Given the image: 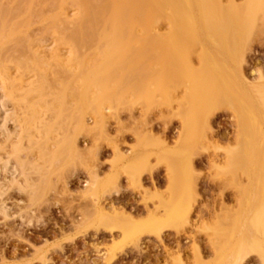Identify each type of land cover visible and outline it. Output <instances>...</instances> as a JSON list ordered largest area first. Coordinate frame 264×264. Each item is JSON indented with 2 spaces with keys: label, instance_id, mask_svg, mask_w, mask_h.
Segmentation results:
<instances>
[{
  "label": "rangeland",
  "instance_id": "1",
  "mask_svg": "<svg viewBox=\"0 0 264 264\" xmlns=\"http://www.w3.org/2000/svg\"><path fill=\"white\" fill-rule=\"evenodd\" d=\"M20 1L22 2V0ZM20 1L0 0V14H2V16H0V21L6 18L5 14L7 11H5L3 7L6 10L10 9V11L8 12L12 15H9V13H7L9 16H13L16 19H21L22 21L25 20V18L22 19L20 17H17L18 14L15 16L16 11L14 10V6L20 7ZM35 1V5H38V3H40V0H38L39 2L37 0ZM49 1L51 2V0ZM49 1L47 3H49ZM61 1L62 0H58L57 4L60 5ZM65 1H69L70 3L71 0ZM78 1L74 3H80ZM109 1L106 2L104 0V2L108 4L111 3ZM127 1L128 0H126V3ZM130 1L132 0H129L128 4ZM234 1L235 5H237L238 7H243L244 11L247 12L246 15L248 17H246L245 20H252V23L250 24L248 30H246L247 32L245 31L246 36L244 32L243 36L240 32L241 30L238 29L240 30L239 33L241 34V36L245 38L244 42L246 41L245 44L243 43L244 48L246 46V48L244 49V58L240 64V67H238V65L232 58H230L228 61L230 62L228 64L230 66L227 65V62L225 64L221 63L220 59H217L219 61L214 60L213 64L216 61L219 62V66L217 65V63L215 64L217 68L216 72H219L220 75L217 76L219 77L213 76L215 75V72H211L215 69H213V64L211 65L210 63V65H203L204 68H206L205 70L201 65L203 68L201 69L203 71V74L205 75L203 80H201L200 82L202 86L201 90L205 89V85L207 84V82L211 83L212 81V86H215L213 89L216 91V93H220L221 91V95L225 96L222 97L223 99L221 101L220 99L216 101L214 103V106L209 111H202L203 114L201 112L197 125H187L184 116L177 113L179 109L176 101L181 100L180 98H182V95L184 94L182 86L181 88L175 90L176 92L173 89L176 87L172 86L173 90L171 97L169 95L170 98H172V95H175L173 96V99L175 101H171L172 103H169L170 99H168L166 96L167 92L162 89L164 84L162 82L164 81V79L166 81V84L167 82H170V79L178 78L175 74L173 75L172 73H169V75L160 74L161 70L159 67L160 63L162 62L158 61L164 59V56H168L167 51L168 48H170L168 44H165V49L163 48V52L157 55L160 56L158 60L156 59L157 56L154 58L151 55L153 59H149V62L146 61L147 66L144 65L143 67L146 70L145 72L147 74L143 72V68H141L142 71L139 69V71L143 72V75H145L142 77L145 78L148 75V79L145 78V80L141 81V84H143L144 82L145 84H143L144 90L142 92L143 95L141 97V100L139 99L140 102L139 100L137 101V98H132V96L127 97V99L125 100L124 96L121 104H119L120 106H115L113 110H109L107 108L108 106L104 105L103 107H105V110L101 121L97 120L96 116L94 115L91 117V119L89 115H85V120L87 122L86 124L89 126L91 125L90 128L92 129V134L80 133L76 136V145L78 146V152H80L81 158H79L78 156V158H75L74 160L70 159L72 160L70 161L67 158L68 143L67 145H65V143L68 142V139H70L74 134V130L70 125V121L69 119H67V116L61 115V117L59 118L55 116L60 107L58 106L56 101L53 100L54 97L51 96L50 92H54V90L55 92H58L59 88L55 87V85H58L57 82L55 84L54 80L53 82L51 81L55 85L51 84L50 82L49 85H51V89L47 88L49 93L46 92L47 89H45L47 98L46 104L43 103L44 106H42V110L44 111L43 115H41L40 117L41 126L38 128L39 133L33 132L32 143L30 145H25L28 148L29 152L27 154V162L31 165L27 170L30 182L33 186L30 190V193L32 191H36L37 193L33 199L31 197V194L21 193L16 191L15 189H9L5 187L2 191L3 193L0 196V203L3 201V206L7 211L5 215L6 217L0 213V264H212V261L214 262L216 260V257L218 258V256H215L216 251L214 249V245H222L224 247L229 240L235 241L238 238L243 223H245L247 228L250 229L251 232L259 240H261L262 247L264 246V224L260 225L259 227L252 224V220L255 219L253 215H256L257 218V215L259 213L264 214V204H262V202L264 203V196L262 195V193L264 192V161L259 163L258 165L256 164V167V165L254 164L246 163V160L243 157L244 153L247 151L246 149H248L246 147L249 146V142L255 136V128L248 119L247 114L245 113V107L250 106L249 99L239 98L236 90L241 86L239 87L235 76L238 70L237 68H239L240 71L237 74L242 73V75L244 74V76L250 80H246V84L248 85L245 86L246 88H248L246 90L247 97H250L249 88L254 84H256L257 88L264 92V19L254 22L253 20L256 21V17L252 18L248 15L251 12L254 13L256 9H258V4H253L250 0ZM6 2L8 3V5L6 4ZM55 2L56 1L54 0L53 4ZM88 2L92 5L91 0H88ZM97 2L99 1H96L95 3ZM16 3H18L19 5ZM22 3L24 4V2ZM26 3L24 4L25 7H29H22V10L24 11L25 9H27L24 14L25 17H27L28 13H31L30 10L32 11V8L30 9V7H33V10L35 11L33 12L37 15V17H39L37 20L35 14L32 13L30 17L35 16L36 19L30 18L32 21L29 19L32 22H29V24L31 25H29L28 27L26 26L25 28H21L22 25L19 24L21 25V29L18 30L21 31L23 29V32L21 31L23 34H18L17 30L16 34L20 35V37L18 38L21 39L15 40L17 39L15 38L16 35L14 34V36L13 33L11 35V37L14 36L13 39L14 41H17V45H15L14 41L12 42L13 39L11 37L10 38L12 40H10V42L12 43H8L7 41L9 39L7 40V37H9V35L6 34H10L9 32L17 29L19 25L17 28H15L17 25L15 26L12 22L15 27L10 24L12 25L11 27H14V29L9 30V25L7 26V24L9 21H13L15 18L11 19V17V20L7 18V20H9L5 22L7 23L5 24V26H7V31H9L8 33H5V39L7 41L3 40L5 42H0V44L2 42L4 44L7 43L5 44L6 46L2 44L3 47H0V61L1 63H4L5 61L8 62V65H6V62L4 64V66H7L6 68L11 69L15 65L14 61L12 62V64L14 63V65L11 64V67L9 64V62L11 61L9 60H14V57L17 56L22 57V54H17L16 52L25 53V48L27 47L26 45L32 40V38L33 40H40V38H43L44 40L46 36L47 41L43 42L46 43H41V45L46 46L49 49L52 48V50H55V46H57L56 43H53V45L51 40L48 39L51 34L49 35V32L46 31L52 30V25L55 22L54 20L58 19V10L57 12H54L57 8L54 11L52 10V12L54 13H50L49 15L47 13L49 12V10L47 12L44 10L46 8V4L43 6V4L40 3L41 8L39 6H36L35 8V5L33 3V6H30L29 3L31 2L27 3V6ZM69 3L65 5L68 6ZM72 3H70V5ZM106 3H101V5L104 6ZM222 4L224 6H228L230 4V0H222ZM91 5L90 9L88 10L89 13L94 14L95 8L102 9V7L100 8V2L98 4L100 5L99 7L94 8L93 5L94 11L91 9ZM67 6L65 8H67ZM73 6H75V4ZM73 6H69L68 10L66 9V11L69 12L73 10V12H71L70 14H74V11L77 8L74 10ZM37 7H39L42 12ZM52 7L50 8L52 9ZM133 7H135L134 4ZM133 7L130 8H132L133 10ZM137 7L135 8L137 9ZM15 9L17 11H22L20 10L21 8L18 9V7H15ZM81 10L83 9L81 8L79 11L81 12ZM90 10H92L93 12H91ZM97 10L98 9H96V12ZM111 10L112 7L110 11ZM132 10L131 12H128V16L130 15L129 17H132L134 13H136L135 15L138 14V11L135 12L134 9V13H132ZM19 11L18 13L22 14L23 11ZM43 11L46 12V14H43ZM76 12L77 11H75L76 15L80 13ZM51 14L53 16L49 18L48 16H51ZM105 14L106 12H104L102 15L104 16ZM80 15L78 16L82 17V13H80ZM72 16L73 15H71V17ZM73 17L71 18V20L74 19L73 21H76V19H80V17ZM48 18L50 19V21L53 19L52 22L49 23L51 29H48ZM91 19L93 27L97 26L94 28H98V22L104 24L103 27L107 25L105 22L103 23V21L106 20L101 19V21H99L98 19V22L96 21L97 24L95 25L92 16L90 20ZM142 19H144V17L140 19V22L141 24L142 22L144 24L145 21H143ZM21 20L16 21H19V23H21ZM39 20L41 21L39 22ZM87 20H84V17L81 18L82 22L86 23ZM109 20L112 21V19ZM25 22L27 23L26 20ZM25 22H23L22 24L26 25ZM16 23L18 24V22ZM253 23H255V25ZM201 24L202 26L204 25L203 23ZM108 26L109 25H107V28ZM111 26H109L110 29L108 28V31L106 32L102 30L103 27L101 28L99 25V31L102 30V35L105 34V36H103L101 39V41H104V47L102 46L99 48L102 53L98 49L99 45L97 43L99 39L95 37L93 41V36H96V33L99 31L96 29L97 31L95 33L92 28V32H89L87 34L89 35L91 33H95L94 35H90V40H92L93 44H91V41H88V37L90 36H86L88 38L86 43L89 42L92 45H90L88 49H91L90 47H92V49L89 51L87 48H84V50L86 49V51L91 53V56L88 53L87 54L89 55L91 60L95 61L96 68L105 65L108 59L117 57L118 52L114 48V46L116 43H119L120 40L115 39L114 41V38L116 37H114V33H110ZM206 26L208 27L209 25L206 24ZM256 27L258 28V30ZM3 28L2 34L5 31V29L3 30ZM42 28H44L43 32L41 31ZM160 28V32L162 33L166 32L169 29L166 23L161 24ZM205 28L206 27H204V29ZM54 29H56L57 35L61 34L60 32L63 31H60L61 28H58L59 30L57 28ZM71 29L67 30L71 31ZM104 29L107 30L106 27ZM135 30L138 31V29ZM69 31L67 32L68 34ZM210 31L212 34L210 33L208 35L207 33V35L209 41L213 43L216 37L213 36L215 34L212 29H210ZM39 33H42V35H39ZM63 33L64 35L67 34L66 32ZM46 34H48L49 37ZM138 34H134L135 37L133 39L136 40L137 38H139L140 35L136 38V35ZM210 35H212L215 39ZM142 37L144 39L141 40H144V43L145 39L149 38L148 36L146 38L145 35ZM87 38L84 37L85 40ZM150 39L151 38H149L148 40V43L151 42L150 45L147 44V46L149 45L147 48L148 51L149 47H151V44L153 43V39ZM21 40H25V42H22L21 45L23 48L18 47V42ZM141 40L140 42H138L137 39L136 42L134 41L135 43L132 42V45H130L131 40L129 42L127 40L123 41L128 42L124 47L123 42H120L123 48V53L122 51L119 52L121 55L118 56L122 58V61L125 57L129 56L134 49L135 53L133 55H130L135 56L134 61L137 60L136 55L140 54V51H143L144 54L150 53H145L146 51L144 50L146 47L143 46H145L146 44L143 45V42H141ZM40 41L39 44L36 43V41H31L29 43V46H35L34 48L35 50H37L36 46L38 45L40 47ZM101 41L99 42V44L102 45ZM105 41H107V43H105ZM24 43L25 45H23ZM31 43H33V45H30ZM89 43H87L86 47L89 45ZM19 44H21V42ZM127 44H129L130 47L133 46V49H131ZM13 46L15 47V49H13ZM34 48L32 49L34 50ZM129 48L131 49V52H128L130 51ZM38 49V51H40V48ZM14 50L18 51L14 53ZM84 50L81 49L80 54H85L86 52ZM7 51H9L10 53H8ZM43 51L46 52V50ZM198 52L199 51L185 52V54H183L182 56V61L191 64L193 68L198 69V72H200L198 74L201 77L203 76V74L202 71H199L201 66ZM48 53L49 52L47 51L46 55L49 58L50 54ZM13 55L16 56L13 57ZM25 55L26 54H24V56ZM88 55L86 57H88ZM147 55L140 57H147ZM16 59L18 60V58ZM132 59L133 57H130V60ZM139 59L142 60L138 57V60ZM128 60L129 58L125 60V63H127ZM143 60L145 63V58ZM157 62L159 63V67L158 65H156ZM125 63L124 61L122 62V64H124V67ZM135 63L136 62H134V64ZM224 66L226 68L228 67L229 69H227L226 71V68ZM230 68L231 70H234V72L232 71L234 80H231L229 78V76H232ZM149 69L151 70L148 71ZM134 71L135 70H133L132 75L137 72ZM125 73H127L126 70L123 73L121 71L120 74L116 73L114 75H119L116 80H113V75V81H107H111L112 86L113 84H115L114 86H116L121 83V81L123 80L121 77H123ZM130 73L131 72L127 73V75ZM51 74H49V72L47 74V77L50 80H52ZM140 74L142 73H139V75ZM104 78H106V72L101 73L100 81L102 82ZM118 78L120 80H118ZM176 79L175 81H173L176 82ZM105 80L106 79H104L102 83H105ZM130 80L126 81V83H128ZM173 81L171 80V82ZM178 82L179 79L176 84ZM160 90L164 91L160 92L161 95L159 94ZM97 95L101 96L99 91L97 92ZM164 98H167V101H165ZM72 101L71 103H67L72 105ZM53 102L55 103L53 104ZM258 102V105L255 104V107L259 109L258 111H260V114L262 113L260 116L264 117V99H260ZM124 103L129 106L125 107L124 105H122ZM8 109H10V111L12 112L14 111L13 113L11 112L12 115H19V117L20 114L23 115L22 113H20L22 110L17 108L14 104H8ZM235 113L237 114V117H239V119L235 116ZM68 114L69 113H67V115ZM57 115L60 116V114ZM16 116L14 120H16ZM243 116L245 117V119H248L247 122ZM12 124L10 122L6 123V126L7 128H9V130H12L13 128ZM50 126L52 128L49 133H47L44 129ZM189 128L193 134V142L188 146L186 140L188 137ZM245 143L248 146L245 147ZM239 146H241L243 149ZM41 148L43 149V157H40ZM190 148H195L196 150L195 155L191 157L193 163L192 167H190ZM235 149L237 150V153L234 152ZM232 152L236 154L235 157L234 153ZM2 155L4 156V154ZM229 155L231 159L229 158ZM121 156L130 157V162L132 163H135L138 159L142 160V164H139L138 168L134 172V177L130 178L128 173L120 168ZM52 157H55L54 162H51ZM170 157L173 159H178V164H183L182 169L188 171L189 182H195L196 195L191 201L190 211L188 213V222L185 225H176L173 222H169L167 225L161 227L153 225L150 226V224L147 223L149 222L150 218H162L164 215L162 205L171 200L172 194L170 191L169 168L167 165L168 159H170ZM67 159L70 162H67ZM233 159L236 161H234ZM219 163L220 165L222 164V168H215V165ZM181 166L182 165H180V167ZM192 168L194 170L193 177L190 172ZM251 172L254 175V178L256 177L257 179L255 178V182L252 183L253 187L249 190V196H247V198H244L241 194V186H244L246 188L249 187L250 183L248 180V174H251ZM89 174H91L97 184L105 185L106 189L101 191V193L93 192L91 194H85L83 189L85 186L89 185ZM4 176L5 175L0 168V184L2 183V181H4ZM113 178H115V181L112 182ZM191 178H193L192 181ZM258 204L260 206L262 204L261 208H259L260 206H258ZM255 206L257 208H255ZM254 211L258 213H255ZM100 213H106L107 216L109 215V217L113 219L115 224L129 220L131 222L145 224L146 229L144 232H142V234H140L138 242L136 244L130 243L121 245L118 243L120 239V231L116 226H112L110 224L109 226H112L113 228L109 227V229L108 227H104L102 224L100 226V223H97V221L94 220ZM88 216L89 218L91 217V220L94 221L90 223V225L88 224L90 222L89 218H87V220H89L88 223L86 222V217ZM221 228V231H223L224 228V232L226 231V233H228H225L224 235L220 232L221 234H223V236H221L219 234ZM226 228H228L229 231ZM255 228L257 229L255 230ZM254 231H257V233ZM116 243H118V245H116ZM247 249V252H245L246 254L243 253L242 256L241 254L237 255L231 260H233V262H236V260L238 259L236 264H264V254H260L255 246L249 245Z\"/></svg>",
  "mask_w": 264,
  "mask_h": 264
},
{
  "label": "bare ground",
  "instance_id": "2",
  "mask_svg": "<svg viewBox=\"0 0 264 264\" xmlns=\"http://www.w3.org/2000/svg\"><path fill=\"white\" fill-rule=\"evenodd\" d=\"M27 1L28 0H26V1L22 0V2H24V4ZM48 1L49 0H47V1L46 0H44V1L40 0V3L43 4V6L45 4L46 5L48 4L47 6L45 5L46 8L44 7L45 8L44 10L46 12L49 10V12H47L49 15H50V13L57 12V10H58V12H57V15H58L57 18L58 19L56 18L57 20H54L55 22L53 24L54 26L52 25V30H46L49 33L45 32V33H48L49 35L51 34L50 37L48 34H46V35L49 37L48 39L51 40L52 44L56 43V45H57V46H55L56 51L52 50V48H50L51 49L50 50L46 46L41 45V43H43L44 41H47L46 36H45L44 40H43V38H40V40L42 39L41 41L39 39L33 40V38H32V40H31L32 42L36 41V43L39 44V41H40V47L37 44H35V45H37L36 46L37 50H35V48H34L35 46L30 47L29 43L31 41L29 40L30 42L27 43V45H26L27 47L25 48L26 51L23 49L25 51V53L24 52L19 53V52H16L18 50H14L13 51L14 53L16 52L17 54H22L21 55L22 57H20V56L14 57L16 55H13V57L15 59L18 58V60L17 59L16 60L15 59L9 60V61H11V62H9L11 67H12V65H14V63L12 64V62H14V61H15L16 66L14 65L11 69L6 68L7 67L6 65H8L7 64L8 62L5 61L6 65L4 66L5 62L1 63V61H0V168L5 175L4 181H2V183L0 184V196L3 193L2 191L4 190L5 187H7L9 189H11V188L15 189L16 191L21 192V193L31 194V197L33 199L37 193L36 191H32L30 193V190L32 189L33 186L30 182V178H29V175L27 173V170H28V167L31 165L27 162L28 161L27 154L29 152H28V148L25 145L26 144L30 145L32 143L33 132L39 133L38 128L41 126L40 117H41V115H43V111H44V110H42V106H44V104H46V98H47L46 92L49 93L47 88L51 89L50 88L51 85H49L51 81L53 82V80H54L55 84L57 82V84H58L57 86L52 82H51V84H54L55 87L59 88L58 92H55V90H54V92L58 95H56L52 90H50V91H52V92H50L51 96L54 97L53 100H55L56 103L58 104V106L60 107V109H58V112L56 113L55 116L58 118L61 117V115L67 116V119H69L70 125L72 126V128L74 130V134L71 136L70 139H68V142L65 143V145H67V143H68V145H67V158L69 160L70 159L74 160L75 158H78V156H79V158H81L80 152H78L79 151L78 146L76 145V136L80 133L92 134L91 133L92 129L90 128L91 125L89 126L86 124L87 122L85 120V118H86L85 115H89L90 119L94 115V116H96L97 120L101 121L103 118V115H104V110H105V107H103L104 105H107L108 106L107 108L109 110H113L115 108V106H120L119 104H121V101H122L124 96H125L124 97L125 100L129 96L130 97L132 96V98L134 97V99L137 98V101L139 99L141 100V97L143 95L142 92L144 90L143 84H145V82L143 84H141L142 83L141 81L145 80V78L148 77V75L145 78L142 77V76H145V75H143V72L146 71L143 66L146 65V61H148L149 59L150 60L153 59V57L155 58L157 55H159L161 52H163V48L165 49V46H164L165 44H168V46L170 47V48H168V51H167L168 56L167 57L164 56L165 57L164 59H161V61H158V62H162V63H160V67H159L158 62L156 63V65H158V67L160 68V70H161L160 74L161 75H165V74L169 75V73H172L173 75L175 74L178 77L177 79L175 78L176 82L178 81V79H179V82L176 84V82H174L175 79H170V82H171V80L172 81L174 80L173 82H171V87H170V82H167L165 84L166 81L163 78L164 81L162 83H164V84H163L162 89L165 92H167L166 93L167 95L166 94L165 95L167 96L168 99H170L169 100V103H170L171 101L172 102L175 101L173 99V96H175V95H172V98H170L171 94H172V90L174 89V91H175L178 88H181V86H182L184 94L182 95V98H180L181 100L176 101L178 109H179V111L177 113L179 115L184 116L187 125H191V124L197 125L199 122V117H200L201 112L205 111V110L209 111L214 106V103L216 101H218L219 99L221 101L223 99L222 97L225 96V95H221V91H220V93L219 92L216 93V91L213 89L215 86H212V84H213L212 81H211V83L207 82V84L205 82V84H206L205 89L201 90L202 86H201L200 82L205 77V75L203 74V71H202V69L204 68L203 65H205V64L210 65V63L212 65L214 60H217V59H220V62L224 63V64L227 62V65H228L230 63V62H228L229 59L232 58L234 60V62L238 65V67H240V64L244 58L243 57L244 49L246 48V46L244 48V45H243V43L245 44V42H246V41L244 42L245 38L243 36H244V34L246 36V32H247L246 30H248L250 24L252 23V20H249L251 22L245 20L246 17H248L246 15L247 12L244 11L243 7H238L237 5H235L234 0H230V4L228 6H224L222 4V0H136V1L132 0L135 2L130 1L129 4H128L129 0L127 1V3H126V0H113V1L112 0L111 1L105 0L106 2L109 1L113 4H111V3L108 4V3L104 2V0H102V1L91 0L92 5H91V3H89L90 1L88 2V0H84V1L81 0L82 2L78 1V0H74V1L71 0L73 3L77 2V1L80 2V3H74L75 6H73L74 4L71 1H70V3H72L71 5H70L69 1H65V0H62L60 2V5L57 4L58 0H55L56 2L54 4H53L54 0H51V2L53 1L52 3L50 1H49V3H47ZM93 1H95V2L99 1L100 5H101V3H103V4L106 3V4L104 6L103 5L100 6V5H98L99 2H97L98 3L97 4ZM250 1L253 4H258L259 7H258V9H256V11L254 13H252V12L249 13L248 14L249 17L250 16L252 18L256 17V21L253 20L254 22H257V20L264 19V0H250ZM22 2L20 1V7L14 6V10L16 11L15 16L18 14L17 17H20L22 19L25 18L27 23L25 22V20L22 21L21 19H16L13 16H9V15H12L8 12V11H10V9L6 10L3 7V9L7 12L5 14L6 18H4V20H1L3 22V24L0 21L1 22L0 25H3L4 28H3V26H0V27H2L3 30L5 29L4 33L2 34L3 31H2V28H0L1 29L0 42L3 40H6L5 39V33L9 32V31H7L8 25H9L8 26L9 30H11V29L13 30L16 25L17 26L15 28H17L19 24L22 25V26L19 25V27L17 29L10 31L9 32L10 34H6V35H9V37L6 36L7 40L9 39L8 41L7 40L6 41L8 43H12L14 41L13 38L15 35H16L15 38H17L15 40L21 39V38H18V37H20V35H18V34H23L22 33L23 29L21 30L22 32L19 30L21 28H25L26 26L28 27L29 25H31V24H29V22L32 21L30 18H34V19L37 18V20H38L39 16L37 17V15L34 13L35 11L33 10V7H30V9L32 8V11L30 10L31 13H28V15H27L28 18L25 17L24 14L27 11V9H25V11L22 10L23 9L22 7H25V5ZM29 2H31V3H29ZM65 2H67V3H65ZM27 3H29L30 6L31 5L33 6V4L34 5L36 4V1L35 0H33V1L29 0ZM27 3H26V6H27ZM40 3H38V5H35L34 7L36 8V6H39L41 8ZM68 3H69L68 6L65 5ZM3 4H4V2H3ZM6 4L8 5L7 2H6ZM16 4H18V3H16ZM21 4L24 6H22ZM49 4H50V7L53 6L52 9L49 7ZM56 4H57V6H56ZM133 4L135 7L138 6L137 9L135 7H133ZM90 5H91L92 10L95 7H99V6H100V8L102 7V9L95 8L94 9L95 12H94V14H92V13H89V11H88L90 9ZM93 5H94V8H93ZM66 6H67V8H65ZM69 6H73L74 10L77 8L75 10V11H77L76 13L80 12L79 10L82 8L83 10H81V12H80V13H82V17H80L81 16L80 13L76 15L75 11H74L75 15L73 13L70 14L71 12H73V10L67 12L66 9L68 10ZM15 7H18V9L21 8L20 10H22L23 12L19 11V10L18 11L22 12V14L18 13V11L15 9ZM28 7H25V8H28ZM39 7H37V8H39ZM47 7H49V8H47ZM108 7H110V8H108ZM111 7H112V10L110 11ZM130 7H133L135 9V10L133 9L135 12L138 11L137 12L138 14L135 15L136 13H134L132 8H130ZM40 8H39V10H40ZM96 9H98L97 12H96ZM130 9L132 10V13H134V15L132 17H129L130 15L128 16V12L129 11L131 12ZM42 10H43V7H42ZM52 10L53 11L55 10V11L52 12ZM92 10H90V11L93 12L94 10L93 11ZM2 12H4V11H2ZM12 12H13V10H12ZM46 12L43 11V14L44 13L46 14ZM102 12L103 13L106 12L108 17L106 14H105L106 17H105V15L103 16ZM7 13H9V15ZM32 13L35 14L36 18H35V16L30 17V15ZM38 15H41V14H38ZM71 15H73L75 18L80 17V19H76V21H73L74 19L71 20V18L73 17V16L71 17ZM78 15H80V16H78ZM0 16H2V14H0ZM52 16L53 15L51 14V16H48V17L50 18ZM54 16H55V14H54ZM91 16L93 18V22H95V25L97 24L96 21L98 22V19H99V21H101V19L106 20V21H103V23L105 22L109 26L112 25L110 33L115 34L114 37H116V38L113 37L114 41H115V39H118L122 43L123 41H126V40L128 41L130 38V40H131L130 45H132V42H134V41L136 42L137 39H138V42H140L141 39H144L142 37L144 35L146 36V38L148 36L149 38L153 39V43L151 44V47H149V51L147 50L148 46L151 43V42L148 43L149 38L145 39V43L143 42L144 40H141V42H143V45L146 44L145 46H143V47H146L144 50V51H146L145 53H147V52H150V53H147L148 54L147 55V54H144L143 51H140L141 55L137 54L136 55L137 60L135 59L136 61H134L135 56H130V55H133L135 53L134 52L135 49H134L130 55L128 53L129 56H127V57L124 56L125 57L123 60L124 63H125V60L129 58L128 62L126 61L127 63H125V67H124V64H122V62H123L122 58L120 56H118V55H121L119 52H121L123 50L122 45L119 42V43H116L114 46V48L118 52L117 57L108 59V61L106 62L105 65H102L101 67L96 68L95 61L91 60V58L89 57V55L91 56V53L86 51V49L84 50V48L88 49L89 46L91 44H93L92 40H90L91 39L90 35L92 33L89 35H87V34L89 32H92V28H93L94 32L96 33V31L97 30L99 31L100 27L102 28L104 24H102L101 22H98L99 23V24H97L98 28H94L97 26L93 27V23H91L92 19L90 20ZM83 17H84V20H87L89 18L88 20L90 22L88 20H87L88 22L86 21V23L82 22L81 18H83ZM143 17H144V19H142V20L145 21V23L143 24V22H142V24H141L140 19ZM7 18H9V20L14 19V18L15 19L13 21H9V20H7ZM49 18H48L49 22L47 23L49 28L48 27L47 28L51 29L49 23H51L53 19L50 21ZM109 19H112V21ZM16 20H21V23H19V21H16ZM107 20H108V23H107ZM7 21H9L8 24L5 23ZM40 21L41 20H39V22ZM12 22L14 23L15 26L12 24ZM16 22H18V24ZM23 22H25L26 25L25 24L23 25L22 24ZM204 22L206 24H208L209 26L207 27ZM33 23H34V20H33ZM88 23H90V24H88ZM110 23H112V24H110ZM163 23H166V25L169 27V29L166 32L162 33V32H160V29H161L160 25ZM201 23H203L205 26L204 25L202 26ZM5 24H7V26H5ZM10 24H12L14 27H11L12 25H10ZM253 24L255 25V23H253ZM71 25H72V27L73 26L74 27L72 28ZM99 25H100V27H99ZM107 25L104 26L102 30L107 32L108 28H109V26L107 28ZM136 25L140 28V31ZM20 26H21V28H20ZM105 27L107 30L104 29ZM204 27H206L208 29V32H207L206 28H205L206 29V32H205ZM54 28H57V29L61 28L60 31L61 30H63V31L60 33L63 35L59 34V32H58L59 35H57L56 29H54ZM43 29L44 28L41 29L42 32H43ZM67 29H71L72 33H71V31H69ZM135 29H138L139 32L136 31ZM210 29H212V31L215 34L213 36L216 37V39H215L212 35H210L212 38L215 39V40L212 39V40H214L213 43H211L208 39V35L211 33ZM238 29H240L241 31ZM16 30L18 31V34H16L17 33ZM74 30H76V31H74ZM102 30L99 31L100 33L97 32L96 36H93V41H94L95 37H97L99 39L98 43H97L99 45L98 49L102 46L104 47V41H101V39L103 36H105V34L102 35L103 34V33H101ZM257 30H258V28H257ZM68 31H69L70 35L67 33ZM141 31L144 35L141 33ZM239 31L242 33L243 36H241ZM63 32H66L67 34L64 35ZM243 32H244V34H243ZM12 33H13V35L14 34L15 35L11 37ZM207 33H208V35H207ZM94 34H92V35H94ZM97 34L99 35V37ZM134 34H138V35H136V38L140 35L139 38H137L136 40L133 39L135 37ZM39 35H42V33H39ZM86 36L87 37L90 36V37H88L89 40ZM131 36H132V38H131ZM84 37L87 39L85 40ZM242 37H243V39H242ZM29 38H31V37H29ZM124 39H126V40H124ZM10 40H12V42H10ZM87 40L91 41V44L89 42H87V43H89V45L86 47V45H87L86 41ZM100 41L102 42V45L99 44ZM3 42H5V41H3ZM3 42L0 44V47H3L2 44L4 46H6L5 44H7V43L4 44ZM14 42H15V45H17V43H16L17 41H14ZM20 42H21V44H19ZM22 42H25V40L19 41L18 47H22L21 46ZM26 42H28V41H26ZM128 42H123V47L126 46V43H128ZM45 43H43V44H45ZM105 43H107V41H105ZM147 44H149V45L147 46ZM23 45H25V43ZM30 45H33V43H31ZM127 45L130 47L129 44H127ZM37 47L40 48V51H38L39 49ZM10 48H12V47H10ZM32 48H34V50ZM45 48H47V49H45ZM90 48L92 49V47H90ZM130 48L133 49V46H131ZM130 48H129L130 51H128V52H131ZM13 49H15V47ZM42 49L46 50V52L47 51L49 52L48 53V54H50L49 58L47 57L46 52L43 51ZM81 49H83L86 53L80 54ZM91 49H88V50L90 51ZM41 51H43V52H41ZM99 51H100V49H99ZM187 51H194V52L199 51L198 53H199L200 66L201 65L203 66V68H202V66L200 67V69L201 68L202 69L201 70L199 69V71H202L203 76L200 77V75L198 74V73H200V72H198V69H195V68H193V66L191 64H188V63H185L184 61H182V56ZM7 52L10 53L9 51H7ZM100 52L102 53V51H100ZM117 52H115V53H117ZM122 53H123V51H122ZM24 54H26V55L24 56ZM86 54L88 55L89 58L86 57L87 56ZM80 55H83V56L85 55V56L83 57ZM145 55H147L148 58L147 57H143V58L140 57V56H145ZM149 56H150V58H149ZM161 56H162V54H161ZM130 57H133V59L130 60ZM138 57L141 58L142 60H140V59L138 60ZM159 57L160 56H157L156 59L158 60ZM20 58H21V60H20ZM144 58H145V63L143 60ZM2 61H4V60H2ZM17 61H18V63H17ZM131 61H133V62H131ZM217 61H219V60H217ZM217 61L213 64V69L215 68L216 70L214 69V71H211L213 73L215 72V75L212 74L213 76L219 75V72L218 73L216 72L217 68L215 66L216 63L219 66V64H218L219 62H217ZM134 62H136V63L134 64ZM142 63H143V65H142ZM228 66H230V65H228ZM125 68H127V69H125ZM141 68H143V70H144L143 72L139 71V69L142 71ZM9 69L10 70L13 69V70L10 71ZM151 69H149L148 71H150ZM205 69L206 68H204V70ZM227 69H229V68L227 67L226 71H227ZM237 69H238L237 70V73H238L240 70H239V68H237ZM125 70L127 71V73H129V72H131V73L128 75H127V73H125L124 76H126V77H124V76H123L124 78L121 77L123 80L118 85L114 86L115 84H113V86H112L111 81L110 82L107 81V80H112V76L114 74H116V73L120 74L121 71L123 73ZM133 70H135L134 72L137 71L136 73L133 74L134 77L132 75ZM230 70H231V68H230ZM232 71L234 72L233 69L231 70V73H232ZM48 72H49V74L52 73L51 74L52 80L48 79V77H47ZM102 72H106V78H104V79H106L105 83H102L104 79L102 80V82L100 81V75ZM155 72H156V70H155ZM139 73H142V74L139 75ZM237 73L235 74L236 81H237L239 87L240 86L241 87L238 88L236 90V92L238 93V96L240 99H245V98L249 99L250 106L245 107V113L247 114L248 119L250 120V122L253 124V126L255 128V136L249 142V146L246 144L248 141L245 143V147L248 146V147H246L248 149H246L247 151L244 153L243 157L246 160V163L258 165L259 163L264 161V117L260 116L262 113L261 114L259 113L260 111H258L259 109H257L255 107V104L258 105V103H259L258 101L260 99L261 100L264 99V92H262V90L257 88L256 84H254L251 87L249 86L250 87L249 88V92H250L249 96L250 97H247L246 90L248 88L245 87L247 85L246 80L247 81H250V80L248 78H246L244 76V74L242 75V73L241 74H237ZM231 75L232 76H229V78L232 80L233 79V73ZM114 76H113V78H114L113 80H116V78L119 77V75H114ZM219 76H217V77H219ZM210 77H211V75H210ZM126 78H128V79H126ZM124 79H126V80H124ZM130 79H132V80H130ZM118 80H120V79L118 78ZM128 80H130L129 81L130 83L129 82L126 83V81H128ZM180 81H181V83H180ZM125 83H126V85H125ZM172 83H175V84H172ZM59 85L61 88L59 87ZM140 85H141V88H140ZM142 85H143V87H142ZM172 86L173 87L175 86L176 88H173ZM165 88H167V89H165ZM45 89H47L46 92H45ZM169 89H170V91H169ZM163 90H160L159 94ZM98 91L100 92L101 96L97 95ZM175 92H173V93H175ZM169 95H170V97H169ZM71 98L73 99V101ZM167 98H164V100L167 101ZM66 100H69V101L71 100L74 105L69 104V103H71V101L69 102ZM140 100H139V102H140ZM67 102H69V103H67ZM54 103L55 102H53V104ZM8 104H12V105L14 104L17 108L22 110L20 113H22L23 115L20 114V117H19V115H17V116L12 115L11 114L12 111H10V109H8ZM69 105H70V107H69ZM122 105H124L125 107L129 106V105H126L125 103ZM263 112H264V108H263ZM67 113H69V114L67 115ZM57 114H60V116ZM202 114H203V112H202ZM15 116H16V120H14ZM235 116L237 117V114ZM237 118L239 119V117H237ZM240 118H241V116H240ZM244 119H245V117H244ZM248 119H245L246 122L248 121ZM9 122L11 124L13 123L12 124L13 125L12 130H9V128H7V126H6V123H9ZM51 128H52L51 126L46 127L44 130H46V132L49 133ZM192 136H193V134L189 128L188 137L186 140L188 143L187 144L188 146L193 142ZM239 147L242 148L241 146H239ZM239 147H238V149H239ZM236 151L237 150L235 149L234 152L237 153ZM195 152H196L195 148H190V150H189L190 161H191L190 167H192V165H193L191 157L193 155H195ZM234 152H232V153H234ZM1 153L4 154V156ZM42 153H43V149L41 148L40 149V157H43ZM235 153H234V157L236 155ZM241 153H242V151H241ZM229 158H230V155H229ZM68 159H67V162L72 161V160L68 161ZM120 160H121L120 161V168L123 171L127 172L128 175L130 176V178L135 176V173H134L135 170L138 168L139 164H142L141 159H138L135 163H132V162H130V157H126V156H121ZM54 161H55V157H52L51 162H54ZM177 161H178V159H173L170 157V159H168V162H167V165L169 168L168 170H169V179H170V191L172 194L171 200L162 205L163 210H164L163 211L164 215L162 218H160V219L150 218L149 222H147L150 224V226L153 225V226L161 227V226L167 225L169 222H173L176 225H183V224L185 225L188 222V213L190 211L191 201L194 199V197L196 195L195 182L192 181L193 178H191V181L193 183L189 182L188 171L182 169L183 164H180V165H182L180 167V165L178 164L179 162H177ZM234 161H236V160H234ZM257 165H256V167H257ZM216 167L220 169V168H222V164L220 165V163H219V164L215 165V168ZM249 168H250V165H249ZM253 171H255V170H253ZM190 172H191L192 177H193V173H194L193 168ZM249 172H250V170H249ZM233 174H235V173H233ZM89 177H90L89 178V181H90L89 185L85 186L83 189L85 194H91L93 192H100L101 193V191L106 189L105 185L97 184L96 181L94 180V178L91 176V174H89ZM115 178H113L112 182L115 181ZM255 178H254V175L252 174V172H251V174L249 173L248 174V180L250 183L249 187L246 188L244 186H241V194L244 198L245 197L247 198V196H249V192H250L249 190L253 187L252 183L255 182L254 181ZM110 184H114V183H110ZM110 184H109V186H110ZM263 187H264V185H263ZM262 195L264 196V192L262 193ZM96 196H98V195H96ZM255 198H257V197H255ZM2 202L0 203V213L5 216L7 211H6V208L3 206L4 204ZM262 204H264V203L262 202ZM262 204H261V206H262ZM256 206H255V208H257ZM258 206H260V205L258 204ZM261 206L259 208H261ZM255 213H258V212H255ZM253 216L256 219V220L255 219L252 220L253 221L252 224L254 226L259 227L260 225L264 224V214L259 213L257 215V218H256V215H253ZM87 218H89V216L86 217L87 223L90 220V222L88 223L89 225H90V223L94 222L93 220H91V217L89 218V220H87ZM94 220H96L97 223H100L99 224L100 226H101V224L104 227H108V228L112 227L113 225L116 226L120 231V239H119L118 243L121 245L122 244H130V243L136 244L138 242V238H139L140 234H142V232H144L146 229L145 224L131 222L129 220H126L122 223L115 224L113 219H111L109 217V215L107 216L106 213L105 214L100 213L98 215V217ZM110 224L112 226H109ZM226 229H228V228H226ZM256 229L257 228H255V230ZM221 230H222V228L220 229L219 234L221 236H223V234L225 235L226 231L224 232V228H223V231H221ZM228 231H229V229H228ZM220 232L223 234H221ZM254 232L257 233V231H254ZM226 236H228V235H226ZM224 239H225V237H224ZM226 240H227V238H226ZM118 243H116V245H118ZM249 245L255 246L260 254H264V249H263L264 246L262 247L261 240H259L251 232V230L247 228L246 224L243 223L241 230H240V233L238 235V238L235 241L229 240L228 243L225 244L224 247L222 245H214V249L216 251L215 256H218V258L216 257V260L214 262L212 261V264H236L238 259L236 260V262H233V260H231V259H233L235 256L240 255V254L242 256L243 253L247 252L246 250H248L247 248L249 247ZM221 246H222V248H221Z\"/></svg>",
  "mask_w": 264,
  "mask_h": 264
}]
</instances>
